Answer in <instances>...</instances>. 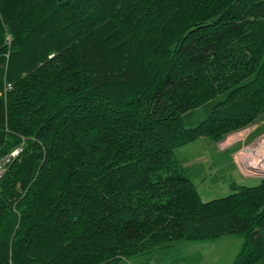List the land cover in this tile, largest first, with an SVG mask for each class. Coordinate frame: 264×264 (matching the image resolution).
Instances as JSON below:
<instances>
[{"label": "trees", "instance_id": "obj_1", "mask_svg": "<svg viewBox=\"0 0 264 264\" xmlns=\"http://www.w3.org/2000/svg\"><path fill=\"white\" fill-rule=\"evenodd\" d=\"M262 120L264 0H0V158L20 148L0 264H129L222 235L242 240L231 264H264V178L204 201L173 155Z\"/></svg>", "mask_w": 264, "mask_h": 264}, {"label": "rangeland", "instance_id": "obj_2", "mask_svg": "<svg viewBox=\"0 0 264 264\" xmlns=\"http://www.w3.org/2000/svg\"><path fill=\"white\" fill-rule=\"evenodd\" d=\"M8 88H11L10 83L6 84L5 90ZM216 101L217 99L210 98L197 106L183 111L181 115L182 125L184 127L197 126L208 116ZM257 141L259 144L261 142L264 143V120L233 130L217 142L206 137L196 138L193 141L176 146L173 150V155L184 167L189 178L197 187L202 200L206 201L233 192V183L252 186L264 177L260 175H258L260 177H255L253 174H248L247 169L238 163L241 151L244 152L249 148L251 149ZM232 144L235 145L228 147ZM238 147L239 149H237ZM235 149H237L234 153L236 162L232 156V152ZM255 158L259 160L262 157L249 155L251 163L254 162ZM259 162L261 163V161ZM258 163H254L255 166L262 168ZM214 239H219L220 241L216 243L211 251V257L203 261H201L200 257H198L197 261L196 257L194 261L198 262L196 264H231L239 252V248H241L242 240L238 236L222 235ZM188 254L189 246L186 244V240H180V242H175L162 249H156L145 255L154 257L156 264H177L176 262L178 261L182 263L188 260ZM145 255L130 259L129 264H137L139 260L145 259ZM216 258L217 260H215ZM171 261L172 263H170Z\"/></svg>", "mask_w": 264, "mask_h": 264}, {"label": "crops", "instance_id": "obj_3", "mask_svg": "<svg viewBox=\"0 0 264 264\" xmlns=\"http://www.w3.org/2000/svg\"><path fill=\"white\" fill-rule=\"evenodd\" d=\"M58 1H60V0H58ZM234 145L235 144H232V145H229L228 147H232ZM237 149H239V147ZM237 149H235L232 152V156H233L234 161H235L234 153ZM237 166H238V163H237ZM238 168H239V166H238ZM255 177H258V176H255ZM219 241H220L219 239L186 240V244L189 246V254H188L189 256L187 257L188 260H186L185 262H182V263H181V261H178L176 263L177 264H196V263H198L197 262L198 257H200L202 259L201 261L208 260L211 257V255H210L211 251L213 250L216 243ZM145 256H146L145 259H143L142 261L139 260V262H137V264H141V263L145 264L144 261L147 264H156L154 261V257L152 258V256H148V257H147V255H145ZM196 257H197V261L194 262ZM146 260H148V262ZM215 260H217V258ZM170 263H172V261Z\"/></svg>", "mask_w": 264, "mask_h": 264}, {"label": "built area", "instance_id": "obj_4", "mask_svg": "<svg viewBox=\"0 0 264 264\" xmlns=\"http://www.w3.org/2000/svg\"><path fill=\"white\" fill-rule=\"evenodd\" d=\"M19 151H20V148H15L9 154H7V155L3 156L2 158H0V179H1L2 175L5 172L7 163L12 158H14L19 153ZM243 153L244 152L241 151V153L239 154V159L238 158L237 159H238V163L240 165H243L247 169L248 174H253L254 176H258L257 174H258L259 171H264V165H262V163H264V161H262L261 159H259V160L254 159V162L251 163L249 158L246 159V158L241 156V155H243ZM259 161H261V163ZM249 163H251L252 165L249 164ZM254 163H256V164L258 163V165H261L262 168H260L259 166H255ZM249 166H252V168H250Z\"/></svg>", "mask_w": 264, "mask_h": 264}, {"label": "bare ground", "instance_id": "obj_5", "mask_svg": "<svg viewBox=\"0 0 264 264\" xmlns=\"http://www.w3.org/2000/svg\"><path fill=\"white\" fill-rule=\"evenodd\" d=\"M258 141H257V143L255 145H253V147L250 146L251 149L245 150L244 153H243V155H241V156L244 157V158H246V159L249 158V155H252L253 157L254 156H257L259 158L260 157L264 158V143L261 142L259 144ZM262 158H261V160L264 161V159H262Z\"/></svg>", "mask_w": 264, "mask_h": 264}, {"label": "water", "instance_id": "obj_6", "mask_svg": "<svg viewBox=\"0 0 264 264\" xmlns=\"http://www.w3.org/2000/svg\"><path fill=\"white\" fill-rule=\"evenodd\" d=\"M249 167L252 168V166H249ZM257 175L264 176V171H259ZM260 176H258V177H260ZM262 178H264V177H262Z\"/></svg>", "mask_w": 264, "mask_h": 264}]
</instances>
